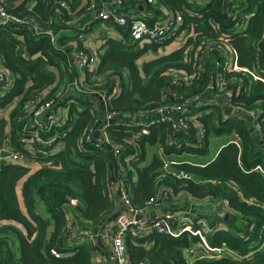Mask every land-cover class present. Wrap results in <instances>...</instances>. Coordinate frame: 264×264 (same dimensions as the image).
I'll list each match as a JSON object with an SVG mask.
<instances>
[{
    "label": "trees",
    "instance_id": "1",
    "mask_svg": "<svg viewBox=\"0 0 264 264\" xmlns=\"http://www.w3.org/2000/svg\"><path fill=\"white\" fill-rule=\"evenodd\" d=\"M10 1L4 0L10 12L33 17L43 31L58 29L65 20L73 34L59 40L56 34L51 40L30 26L0 24V67L15 78L10 93L0 98V109L8 106L0 113V143L8 136L23 151L21 139L28 135L20 117L29 120L34 113L29 106L52 99L53 110L65 109L71 101L65 116L73 119V126L57 139L59 161L44 159L34 169L26 152L22 166L8 165L0 172V264L93 263L96 248L75 243L73 235L97 227L115 206L111 148L107 143L96 147L93 138L103 137L99 129L91 131L100 111L93 99L100 92L106 94L108 110L125 119L144 118L137 123L155 117L153 110L172 105L182 111L174 120L187 117V127L180 130L167 120L144 133L143 126L123 118L108 127L109 141L124 145L120 159L136 207L148 208L171 187L172 201L186 195L202 203H227L236 219L216 214L211 224L220 223V229L206 236L211 247L225 248V256L197 255L193 262L190 250L202 242L198 236L153 231L138 237L130 232L126 247L132 264H264V176L256 169L264 167V135L252 127L258 123L264 131V80L254 77L264 78V0H123L124 6L151 10L143 17L149 24L172 22L176 32L142 44L132 41L128 28L108 19L123 33L125 43H116L98 68L89 69L95 72L86 70V92L69 85L74 69L68 43L77 40L85 22H72L85 10L81 2L36 0L28 8L27 0L25 6L12 8ZM14 96L19 99L11 107ZM231 105L240 109L236 118H230ZM225 136L232 139L219 150ZM152 147L163 156L153 154L149 160ZM212 152V161L201 162ZM185 156L196 159H180ZM180 171L188 176H180ZM39 201L47 215L38 211Z\"/></svg>",
    "mask_w": 264,
    "mask_h": 264
},
{
    "label": "built area",
    "instance_id": "2",
    "mask_svg": "<svg viewBox=\"0 0 264 264\" xmlns=\"http://www.w3.org/2000/svg\"><path fill=\"white\" fill-rule=\"evenodd\" d=\"M120 5L123 4V0H117ZM62 6L67 8V3L62 2ZM98 18L108 20H113L116 24L124 26L130 30L133 40L138 42H144L145 39H167L171 34L176 32L174 23L167 24L163 21L155 22L149 24L146 19L139 17H130L128 14L121 12H116L115 9H105L98 13ZM0 24L14 25L19 29L25 28V26H30L36 34H44L48 36L51 40L55 39V32L53 30L43 31L35 19L23 18L15 15L9 11L8 6L4 3V0H0ZM53 44L56 43L52 42ZM69 65L71 67H76L79 70L80 74L83 73L85 69L90 71L95 68V65L98 63V59L95 55L90 54L89 52L73 48L71 54L68 56ZM228 64V63H227ZM90 69V70H89ZM78 75L75 79L69 83L70 86L75 88L78 91L86 92L85 89V78L83 75ZM256 80L264 78H259L254 74ZM225 82V81H223ZM15 83V78L13 74L0 67V98H5L11 91ZM224 83H222L223 85ZM4 86V87H2ZM102 92L98 93L101 94ZM106 97L105 92H103L102 98ZM18 96H14L11 99V107L17 106ZM196 100H201V97H196ZM55 99L48 100L40 106H29V109L34 110V113H31L32 116L29 120L21 116L20 120L24 121V124L27 129V137L21 139L24 150L20 151L16 149L12 141L8 136L5 137L3 143H0V172L3 167L8 165H22L20 162L26 159V152L30 153V157L36 164H42V160L49 159L51 162L59 161V158L55 155L57 151H54V148L57 146V139L59 137H65L73 126V119L71 117L65 116V113H61L60 110H53ZM10 107V108H11ZM8 108V106H7ZM181 111V106H164L156 110H153L152 114H155V117L148 118L143 122L137 123L136 121L131 122V125H141L143 126L142 132L149 133V127L154 123H161L172 121L174 122V127L177 129H183L187 127V117L182 115V118L174 117L178 116ZM240 111L239 108L234 109L231 105V114L230 118H236L237 112ZM182 112V111H181ZM122 115L111 112L107 108V104L104 108L103 114H101V109L96 116L94 121V126L91 131L95 129L100 130V133L103 137L102 140H97L93 138L94 145L96 147L102 146L104 143H107L111 148L112 161L115 163V172L113 174L114 179L112 180V186L115 190V200L119 201L122 208L125 210V213L119 217V220L116 224H110L106 222L102 231L100 233L95 232H86L84 233L87 237H90L94 244L92 245L96 250H98V242L105 240L108 242L111 247L109 253V259L112 264H132L130 256L126 247V240L131 232L134 236H144L146 233L157 231L169 236H179L184 232H188L190 236H198L202 239L201 243L194 244L190 250V258L195 260V257H209V258H221L223 255L224 247L211 245L206 241V236L208 233H213L220 229V223L211 224L205 218H196L191 220L186 212L184 215H178L175 213H163L160 215H146V208H138L134 204L133 198L130 193V188L128 185V178L125 173V166L120 159L124 145L121 143H113L108 139V127L112 125L115 121L121 119ZM42 120L44 123H42ZM48 130V132H46ZM46 133V137L44 135ZM93 134L89 136L91 138ZM9 148H8V147ZM264 146V145H263ZM257 170L261 171L264 174V167L258 165ZM185 173L183 171L180 172ZM179 173V175H180ZM173 190L171 187H166L159 195V199L156 202L151 200L148 204V207L168 204L172 202L171 195ZM73 204H77V200H72ZM220 211H223L218 216H224L229 211V205L227 203H221ZM195 255V256H194ZM142 261L140 264H144Z\"/></svg>",
    "mask_w": 264,
    "mask_h": 264
},
{
    "label": "crops",
    "instance_id": "3",
    "mask_svg": "<svg viewBox=\"0 0 264 264\" xmlns=\"http://www.w3.org/2000/svg\"><path fill=\"white\" fill-rule=\"evenodd\" d=\"M26 1L27 0H11L10 5L12 8H17L20 5L25 6L24 3ZM35 1L36 0H28V2L26 3L27 7L28 8L34 7ZM79 1L81 2V4H80L81 8H85V10L83 11L81 17H74L72 22H75L77 20H80L83 22L85 21V22L82 25H80V31L81 32L78 33L77 40L76 41L70 40V43H68V44H70L72 46V48L82 49V50L89 52L90 54L95 55L98 59V63L95 65V68L96 67L98 68V65L101 64V61H103L104 55L113 51L112 48L114 47V45L116 43H121V44L125 43V42H123V40H124L123 33L121 31L117 30L115 26H112L108 22V20L104 21V22H95V19H98V13L100 11L105 10V9H115L116 12H121L124 14L126 13L130 17H139L142 19L146 15H149L147 13H152V11L148 10V8L145 9V7L143 5H137V7H136V5L128 4V5L124 6V5H120L117 0H79ZM150 1H152V0H150ZM69 25H70V23L68 21L62 20L58 25V29L52 28V30L55 32V34L58 35V40L64 38L65 36H69V35L73 34L72 33L73 31L69 27ZM132 41L136 42L135 40H132ZM148 41H151V40H148ZM145 42H146V40L144 42H142V44H144ZM139 43H141V42H139ZM173 45L175 46L176 44H173ZM133 49H134V47H133ZM134 53L136 54V50H134ZM72 69H74V77H77L80 74L79 70H77L76 67H72ZM86 70L87 69H85L83 71V73L80 74V75H83L84 78H85V75L87 74ZM93 72H95V71H93ZM93 72L89 71L88 73L91 74ZM71 80L69 81V83L71 82ZM93 100L97 103L98 107L101 109V114H103L104 108H105L106 103H107L106 97H104L102 99H99L98 97H96V99H93ZM204 100H206V99H204ZM208 100H212V98L209 97ZM200 102H202V101H200ZM60 112L62 113L61 110H60ZM229 112L231 114V109L229 110ZM252 115H253V117H256V113H252ZM142 117H144V116H142ZM122 118H123V116H121L120 120L115 121L114 123L122 122ZM127 118H130V119L123 118V121L129 120L131 122H133V121L139 122L140 119H144V118H140V117L137 118L135 115L129 116ZM1 119L4 120V118H1ZM4 122H5V120H4ZM252 127L257 132H262L261 135H264V131L261 129V127L258 125V123H253ZM233 140L238 141L237 138H234ZM225 144L226 143H224L223 145H225ZM223 145L222 146L218 145V149L220 148L219 150H221L223 148ZM263 145H264V139L262 140V142H260V146L264 150ZM213 157H214V153L212 152V155L210 157L203 158V161H201V162L209 163L210 161L213 160ZM194 159H196V158H194ZM170 160H174V159H170ZM172 162H176V161H172ZM111 164H112V167H111L112 172L114 174L116 165L113 161H111ZM259 165H261V164H259ZM263 176H264V174H263ZM185 197H187L188 199L187 198L182 199ZM175 201H172V203H168V204H162V205H156V206L148 207V208H146V215L147 216H149V214L150 215H155V214L160 215L163 213H175V214H179V215H182V214L184 215L186 212H188V209L190 210L189 213L193 214V216L195 215V213H197V214L200 213L202 216L210 215V214L214 213V215L216 216V214H218V212H220V205L219 204L215 205V204H209L207 202H204V203L198 202L197 200L191 199L186 195H183L180 198V201H178V202H175ZM183 203L185 206H182ZM114 205L115 206H114V209L112 210V212H110L106 216V219L102 223H100L97 227L92 228L91 232L100 233L102 231L104 225L106 224V222H108L110 224H116L118 222L119 217L125 213V210L122 208L119 201L116 202L115 198H114ZM38 208L40 209V210L38 209L40 214H43V215H44V213L46 214L45 206L41 201H39V203H38ZM41 209H43L42 212H41ZM200 218H203V217H200ZM76 238H77V240H75ZM73 239L76 241V242L74 241L75 243H77V242H80L79 244L86 243L93 248L92 245L94 244V242L92 241V239L90 237H87L84 233H79L77 235L74 234ZM98 245H99L98 250L94 249V251H93L94 259H93L92 264H112L111 260L109 259V253H110L111 247L109 246L108 242L105 240H101L98 242ZM233 253L236 254L235 252H233ZM190 260H191V262L194 261L192 258H190Z\"/></svg>",
    "mask_w": 264,
    "mask_h": 264
},
{
    "label": "rangeland",
    "instance_id": "4",
    "mask_svg": "<svg viewBox=\"0 0 264 264\" xmlns=\"http://www.w3.org/2000/svg\"><path fill=\"white\" fill-rule=\"evenodd\" d=\"M173 44H176V42H173ZM75 79V77H73V79L71 80V82L73 81ZM70 82V83H71ZM71 102V101H70ZM70 102H69V104L67 105V108H65V109H60L62 112H64L65 114H67L68 115V110H69V108H70ZM7 106H5V109H7L6 108ZM5 109H0V113H6V111L7 110H5ZM226 137V139L224 140V142H221L224 138ZM225 137H222V138H220L219 139V141L221 142V144H219V146H222L224 143H227L226 141L228 140H230V139H232V137H230V136H225ZM234 137V136H233ZM235 138V137H234ZM159 154V155H161V156H163V154H162V152H161V150L158 148V147H152V148H150L149 149V151H148V159L150 160L151 159V156L153 155V154ZM183 158H186L185 160H189V158L191 159V160H193L194 159V157H187V156H185V157H181L180 159L182 160ZM22 166V165H21ZM36 166L37 165H35L34 166V169L36 168ZM176 172V171H175ZM181 172V171H180ZM180 176H188L186 173H180ZM20 203H21V205H22V207H23V209L26 211V208H25V206H24V202H23V199H21L20 200ZM43 203V202H42ZM170 203H172V202H170ZM207 203H209V204H214V203H210V202H207ZM41 204V203H40ZM216 205V204H215ZM182 206H185L184 205V203L182 204ZM42 207V206H41ZM39 209V208H38ZM40 210V209H39ZM43 211V209H41V212ZM190 210L188 209V212H189ZM223 211H220V212H218V214H221ZM217 214V215H218ZM44 215H47V214H45L44 213ZM189 217H187V218H189V219H191V220H195L196 218H200V217H202V215L200 214V213H195V215L193 216V214H191V213H188L187 214ZM198 216V217H197ZM206 217H208L209 218V222L210 223H212L211 221L214 219V217H215V215H214V213L213 214H210V215H205ZM222 216V215H221ZM215 224H216V222H215ZM150 233V231L148 232V233H146V235H148ZM145 236V235H144ZM232 252V251H231Z\"/></svg>",
    "mask_w": 264,
    "mask_h": 264
},
{
    "label": "water",
    "instance_id": "5",
    "mask_svg": "<svg viewBox=\"0 0 264 264\" xmlns=\"http://www.w3.org/2000/svg\"><path fill=\"white\" fill-rule=\"evenodd\" d=\"M102 95H103V92H102L101 94H99V96H98L99 99H102ZM230 216H231V215H230L229 213H227L226 216H225V219L230 218ZM231 220H232V221H235L236 219L234 218V216H231Z\"/></svg>",
    "mask_w": 264,
    "mask_h": 264
}]
</instances>
